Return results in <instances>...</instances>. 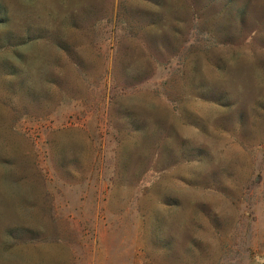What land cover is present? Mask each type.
Returning a JSON list of instances; mask_svg holds the SVG:
<instances>
[{"label":"rangeland","instance_id":"1","mask_svg":"<svg viewBox=\"0 0 264 264\" xmlns=\"http://www.w3.org/2000/svg\"><path fill=\"white\" fill-rule=\"evenodd\" d=\"M0 264H264V0H0Z\"/></svg>","mask_w":264,"mask_h":264}]
</instances>
